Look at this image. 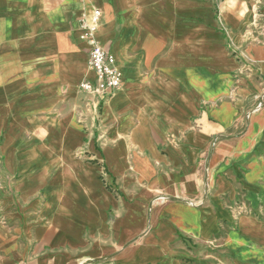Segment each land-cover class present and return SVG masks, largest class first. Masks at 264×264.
Wrapping results in <instances>:
<instances>
[{"label": "crops", "instance_id": "crops-1", "mask_svg": "<svg viewBox=\"0 0 264 264\" xmlns=\"http://www.w3.org/2000/svg\"><path fill=\"white\" fill-rule=\"evenodd\" d=\"M96 6L123 73L106 132L83 160L66 121L0 139V264H264V0H0V116L33 131L74 88Z\"/></svg>", "mask_w": 264, "mask_h": 264}, {"label": "rangeland", "instance_id": "rangeland-1", "mask_svg": "<svg viewBox=\"0 0 264 264\" xmlns=\"http://www.w3.org/2000/svg\"><path fill=\"white\" fill-rule=\"evenodd\" d=\"M81 1V0H80ZM88 13L85 10L82 9L80 15ZM79 15V16H80ZM256 14L253 12L251 17H254V19H258ZM259 21V20H258ZM73 49H75L76 52L79 51L75 46H72ZM30 49V48H29ZM80 52V51H79ZM28 54H31V51L29 50ZM74 60L78 62H82L79 57L75 55V53H71ZM111 55V51H110ZM41 58L43 57L42 54H40ZM42 61V59H41ZM41 62V66H42ZM87 67L81 65L78 66V70L84 74L83 77H81L75 85H73L72 89L64 88L61 89L59 98L56 99L55 103H53V106L50 110H46V112H38V115L35 114L40 123L38 124V128L34 129L33 131L30 129L29 126L25 125V119H30L32 116L28 113L23 118H25L23 121L19 120V123L17 121L18 116L16 114L12 115L11 113H3L0 117L2 122L0 123L1 135L0 139H5V136L8 132V130L13 129V134H28V135H40L44 136L46 135L47 131L46 129H43V123L46 122L47 118L51 119V124L60 125L63 124V121L67 122L66 128L72 133L73 139L72 144L77 145L78 147L73 152V158L74 159H81L83 160L86 157V151L87 146L86 142L88 141L89 136L88 134L90 132H93L97 130V132H106L107 128H104L102 125V116L105 110V107L109 104L111 105V100L113 96L116 93H112L109 96H101L98 95H88L83 93L79 89V84L81 81L88 79L89 73L87 72ZM62 71H66L65 68H62ZM89 71V69H88ZM122 73V71H121ZM123 74V73H122ZM92 81V79L90 80ZM206 83V86H208L211 83H215L214 79H204L203 80ZM179 82H181L185 86H195L197 88L203 87L204 83L201 79H195V75L192 74V72H187L182 76H179ZM219 81L216 80V83ZM72 83L70 82V85ZM208 84V85H207ZM217 85V84H216ZM41 88L35 89L31 91L30 96L34 95L36 96L39 94L40 102H43L47 95L42 90V81L40 83ZM123 86V85H122ZM15 113V112H14ZM11 114V115H10ZM34 117V118H36ZM36 118V119H37ZM43 122V123H41ZM18 125V127H17ZM53 129V127H51ZM103 133H101L102 135ZM4 137V138H3ZM107 137V135H106ZM92 139V136H91ZM105 142H108L107 138L104 140L102 139L99 141V143H95V145H104ZM98 148L96 147V150ZM0 165H2V159H0ZM101 163H100V165ZM104 168L105 165H104Z\"/></svg>", "mask_w": 264, "mask_h": 264}, {"label": "built area", "instance_id": "built-area-1", "mask_svg": "<svg viewBox=\"0 0 264 264\" xmlns=\"http://www.w3.org/2000/svg\"><path fill=\"white\" fill-rule=\"evenodd\" d=\"M103 12L94 7L90 12L77 18L78 39L86 46L87 68L94 75V80L80 82L79 89L88 95L109 96L122 86V75L112 66V57L98 40V30ZM232 49V48H230ZM196 206L193 202H187Z\"/></svg>", "mask_w": 264, "mask_h": 264}, {"label": "bare ground", "instance_id": "bare-ground-1", "mask_svg": "<svg viewBox=\"0 0 264 264\" xmlns=\"http://www.w3.org/2000/svg\"><path fill=\"white\" fill-rule=\"evenodd\" d=\"M89 7V6H88ZM94 7H92L90 10H89V12L93 9ZM100 27V26H99ZM118 45H119V43H118ZM121 48H122V46H120ZM119 47V48H120ZM119 48H117V51L119 50ZM121 50V49H120ZM119 50V51H120ZM121 52V51H120ZM111 57H112V66H113V68H115L117 71H119L120 73H121V69L119 68V65H118V63H117V59H116V57H114L113 55H111ZM119 57V56H118ZM87 72L89 73V71L87 70ZM121 75L123 76V74L121 73ZM122 88V86L118 89V90H120Z\"/></svg>", "mask_w": 264, "mask_h": 264}]
</instances>
